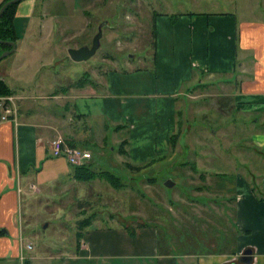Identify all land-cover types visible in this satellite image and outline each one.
Segmentation results:
<instances>
[{
	"label": "crops",
	"instance_id": "obj_1",
	"mask_svg": "<svg viewBox=\"0 0 264 264\" xmlns=\"http://www.w3.org/2000/svg\"><path fill=\"white\" fill-rule=\"evenodd\" d=\"M37 2L20 0L16 5L12 19L16 40L8 54L12 57L0 68V81L12 91L16 109L14 122L0 121V261L36 264L40 259L21 253L18 203L22 191L39 192L64 176L72 179V166L63 157L50 155L49 143L54 137L61 135L67 144L77 147L85 134L90 137L92 118L100 128L113 125L115 132L125 120L124 154L117 156L124 159L127 169L140 167L152 156L168 151L178 95L182 91L187 95L195 84H216L227 88L223 95L230 109L245 115V127L239 130L246 136L244 148L263 156L257 162L247 160L230 167L228 172L197 170L201 181L196 188L201 197L197 204L218 214L221 236L184 239V251L175 255L168 244L158 248L155 228L140 219L134 226L85 230L75 253L67 259L81 257L88 264L134 259H149L151 264H264V20L233 23L228 17L206 16L190 22L187 17L166 27V19L159 18L163 23L156 21L155 60L149 73L102 72L88 84L62 90L59 86L56 92L49 80L48 89L53 92L36 102L30 92L40 86L34 79L37 69L44 62L48 66L60 63L55 52L61 51L59 46H51L48 55L42 56L46 52L43 40L51 32H44V26L51 17L35 12ZM50 76L56 77L54 70ZM211 158L216 157L204 159ZM243 164L247 165L245 172L241 171ZM225 213L232 218V226L222 221ZM202 228L208 229L206 225ZM244 249L251 252L248 263L238 261Z\"/></svg>",
	"mask_w": 264,
	"mask_h": 264
},
{
	"label": "rangeland",
	"instance_id": "obj_2",
	"mask_svg": "<svg viewBox=\"0 0 264 264\" xmlns=\"http://www.w3.org/2000/svg\"><path fill=\"white\" fill-rule=\"evenodd\" d=\"M34 10L39 15L51 17L44 26V32H51L43 40L46 52L42 56L48 55L47 49L51 46L61 49L59 56L55 52L60 63L48 66L44 62L43 67L37 69L34 79L40 86L30 92L36 102L41 101V95L51 91L49 80L54 83L53 91L56 92L59 86L62 90L70 85L88 84L102 72L104 75L108 72L118 75L149 73L155 60L156 21L163 23L159 18L166 19V27L187 17L190 22L206 16L228 17L233 23L264 20V0H38ZM102 22L105 24L101 26L99 46L94 54L84 61H72L67 49L89 46L97 25ZM11 57H3L0 68ZM53 70L56 77L52 79ZM227 91L216 84L192 85L186 91L187 95L182 91L175 102L173 146L168 145L166 153L152 156V160L138 170L127 169L124 159L117 156V148L126 138L127 122L123 120L124 126L115 132L113 125L108 124L103 129L92 118L90 137L85 134V138L78 140L77 148L90 154L88 165L91 170L110 171L119 177L121 186L113 188L99 178L78 181L64 176L65 179L56 183H47L39 192L22 191L17 212L22 255L29 253L40 257L36 264H88L81 257L67 259L79 244L75 233L77 222L83 218L89 223L82 233L126 224L134 226L143 219L155 228L158 248L168 244L169 251L175 255L184 251V239L221 236L218 214H211L197 204L201 198L196 189L201 183L197 179V170L217 168L220 172H228L239 163L257 162L263 157L244 148L246 136L239 130L245 127V115L230 109L229 101L223 95ZM115 136L119 137V144ZM205 157L217 159L205 161ZM226 160H230V164L225 163ZM246 166L243 164L242 169ZM241 171L245 172L244 169ZM167 180L172 183L170 187L164 185ZM221 219L232 226V218L226 213ZM220 240L223 244V237ZM25 242L31 248L26 249ZM105 262L151 264L149 259ZM0 264L20 263L3 260Z\"/></svg>",
	"mask_w": 264,
	"mask_h": 264
},
{
	"label": "trees",
	"instance_id": "obj_3",
	"mask_svg": "<svg viewBox=\"0 0 264 264\" xmlns=\"http://www.w3.org/2000/svg\"><path fill=\"white\" fill-rule=\"evenodd\" d=\"M6 1L8 0H2L0 2V6ZM19 1L5 6L0 14V40L1 41L14 42L16 40V36H15L13 26H12V19L14 16L15 7ZM9 48L10 47L8 45L0 44V52L4 50H8ZM11 94H12V91L9 90L6 87V85L0 81V96L11 95ZM175 114H177V112H175ZM175 136L176 135L173 132L168 135V145L169 146H173L174 141H175ZM124 144H125V140L123 139L121 143L119 144L120 146H118L117 148V151L119 154H124V149H123ZM68 145L70 144L68 143ZM144 166H146V164L140 167L133 168V169L138 170L140 168H143ZM70 177L73 180H78V181H88L94 178H99V179L104 180L106 183H108L113 188H117L121 186L119 177H117L116 175H114L108 170H99V171L91 170L88 164L72 166ZM88 223L89 221L87 218H83L82 220L77 222L78 230L76 231L75 235L78 241H79V238L81 237L83 228L86 227Z\"/></svg>",
	"mask_w": 264,
	"mask_h": 264
},
{
	"label": "built area",
	"instance_id": "obj_4",
	"mask_svg": "<svg viewBox=\"0 0 264 264\" xmlns=\"http://www.w3.org/2000/svg\"><path fill=\"white\" fill-rule=\"evenodd\" d=\"M16 109L10 95L0 96V121H15ZM50 155L63 157L71 166L86 164L90 158L87 151L68 145L60 136L54 137L49 143ZM26 249L31 248L29 243L24 245ZM21 258V257H20Z\"/></svg>",
	"mask_w": 264,
	"mask_h": 264
},
{
	"label": "water",
	"instance_id": "obj_5",
	"mask_svg": "<svg viewBox=\"0 0 264 264\" xmlns=\"http://www.w3.org/2000/svg\"><path fill=\"white\" fill-rule=\"evenodd\" d=\"M17 1H19V0H8V1L4 2L0 6V14H1V12L5 6H7L8 4L17 2ZM104 24H105V22H102L99 25H97L96 32L92 36L91 43L89 46L81 45V46L76 47V48H68L67 49V55L72 61H75V62L84 61L94 54V52L96 51V49L99 46V38L101 36V30L100 29H101V26ZM0 44H5V45H8L10 47L8 50H4L0 53V60H1L3 57H5L6 55L10 54L13 51L14 43L11 41H1L0 40ZM164 185L167 187H170L172 185V183L169 180H167V181H165ZM250 255H251L250 250L244 249L242 251L238 261H240L241 263H248L251 259Z\"/></svg>",
	"mask_w": 264,
	"mask_h": 264
}]
</instances>
